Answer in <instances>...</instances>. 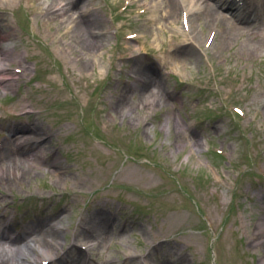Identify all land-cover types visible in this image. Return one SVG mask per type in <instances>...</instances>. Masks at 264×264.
I'll return each mask as SVG.
<instances>
[{"label":"rangeland","instance_id":"obj_1","mask_svg":"<svg viewBox=\"0 0 264 264\" xmlns=\"http://www.w3.org/2000/svg\"><path fill=\"white\" fill-rule=\"evenodd\" d=\"M206 1L216 12L195 23L200 43L184 9L161 19L163 0H72L76 13L0 2L9 264L41 224L60 234L53 264H264V0ZM70 13L96 25L88 49ZM37 254L24 264H49Z\"/></svg>","mask_w":264,"mask_h":264},{"label":"bare ground","instance_id":"obj_2","mask_svg":"<svg viewBox=\"0 0 264 264\" xmlns=\"http://www.w3.org/2000/svg\"><path fill=\"white\" fill-rule=\"evenodd\" d=\"M64 1H66V0H58V2L54 5V7L58 11H62L63 13L70 12V11L73 13H76V9L74 6V5H76V3L71 2L72 0H69L70 3H68V2L63 3ZM180 1H181V3H180ZM180 1L179 0H163L164 8L168 9V12L166 10L165 17H163L161 19L164 21H168L174 15H175V17L177 16L178 10H180L181 8L184 9L185 12L187 13V17L184 19V21H185L184 24H186L187 27H189L188 28L189 32H191V39L190 40L193 41L194 43H200L201 40L198 39L197 35H194L195 34L194 25L196 22L199 23L200 21L210 23L211 21H209V18L211 17V15H213V13L216 12V9L212 5H209L206 0H180ZM0 2L3 5H9L11 3L13 4L14 0H0ZM213 4L215 5L216 8L226 6L227 9H232V7H234V5L237 4V0H230V2H228V3L222 2L221 0H213ZM195 7H197V9H195ZM198 8L200 10H198ZM142 13H145V12H142ZM245 13H246V11H244V10H237L236 14L231 13V15L233 16V20L236 23L237 22L240 23L243 21V17L246 16ZM72 15L73 14L70 13L66 17L64 23L67 24L68 29L71 30V32L76 37L77 44L81 45L84 49H88L90 46L93 45L94 41H97V39H98L99 34L93 28V26L96 27V25L92 24L91 22L86 21L84 19L83 15H81V14H79L75 17ZM196 36H197V38H196ZM187 39L189 40V38H187ZM160 48H161V45L159 46L158 50ZM181 54L185 55L184 50H181V49L177 50L176 49V50H173L171 52L170 58L169 57L168 58L171 60L177 59V57L180 56ZM0 55H3V54L0 52ZM170 65H172V63ZM4 70L5 69H3L2 71H4ZM137 70L149 77V67L143 65L141 67H138ZM21 131L24 132L25 130H21ZM8 158L10 160L15 158L14 162L16 163V157H14L13 154L10 153ZM6 173H10V175L14 174V172H12V171L10 172V169L9 170L7 169V171L4 172L2 170V168H0V180L8 181V180L12 179V178L8 177V175ZM262 225H264V224H262ZM47 226L48 225H46L44 227L42 224L37 225V227L39 228L38 230L41 232L42 240H40V242L34 241L33 246L25 247L26 253H24V251L21 248L17 249V253H16L17 255L16 256H17L18 260H21L22 264H24L26 262V259L28 258L29 255L35 260H40V257L38 256L37 252L40 253V255H44L49 260L48 261L49 264H53V263H56L58 261L60 262L61 258H63V257L58 258L57 255H55L57 247L59 245L58 242L60 240V234L58 232V229H56L55 227H51V226L47 227ZM89 231H90L89 228H84L83 232H84V234L85 233L87 234V233H89ZM83 232L80 233L81 236L84 235ZM4 234H5V239H7L12 245L18 244L20 239L24 238L21 235H18L16 237L12 238L11 236H8L6 234L5 229L3 230V234H1V235H4ZM11 260H12L11 256H9L8 254H1L0 255V264H9L11 262Z\"/></svg>","mask_w":264,"mask_h":264}]
</instances>
